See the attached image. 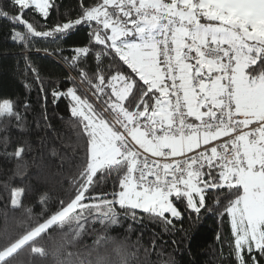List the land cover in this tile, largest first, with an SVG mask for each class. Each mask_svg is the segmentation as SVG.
<instances>
[{"label": "snow or ice", "instance_id": "obj_1", "mask_svg": "<svg viewBox=\"0 0 264 264\" xmlns=\"http://www.w3.org/2000/svg\"><path fill=\"white\" fill-rule=\"evenodd\" d=\"M59 7L56 0H10L0 18L23 29H14L11 40L24 51L25 76L31 68L40 84L45 113L48 95L54 106L65 100L69 110L72 137L62 145L72 157L55 144L48 148L51 157L73 165L75 195L61 208L76 213L85 228L149 220L185 235L176 225L186 214L196 221L212 214L223 230L216 241L227 244L232 264H260L264 0H79L74 17ZM81 29L84 42L63 46ZM39 38L56 47L36 48ZM34 48L60 55L75 72L66 77L70 86L44 88L28 57ZM19 103L0 102L5 159L31 150L27 139L7 134L12 121L24 128ZM30 107L23 103L25 111ZM36 166L51 167L43 157ZM109 181L110 191L101 187ZM141 247L143 258L139 251H116L135 264H152L155 238Z\"/></svg>", "mask_w": 264, "mask_h": 264}, {"label": "trees", "instance_id": "obj_2", "mask_svg": "<svg viewBox=\"0 0 264 264\" xmlns=\"http://www.w3.org/2000/svg\"><path fill=\"white\" fill-rule=\"evenodd\" d=\"M9 3L10 0H0V8L8 10ZM56 3L61 14L74 17L79 0H56ZM56 15L54 10L48 23H53ZM35 18L43 23L38 15ZM14 29L23 30L20 25L0 18V102L4 99L20 102L24 128H17L16 122L12 121L7 134L13 141L17 136L27 139L31 150L20 159H5L0 145V251L62 210L61 201L66 206L75 195L76 187L70 176L73 165L62 163L59 156L51 157L48 152V148L55 144L61 149V155L72 157V149L62 145V142L70 144L72 137L65 125L70 118L66 101L62 99L54 106L51 95H48L45 113L40 84L35 81L31 68L27 69L25 76L24 51L19 43L11 40ZM85 39L86 29H81L70 35L63 46L80 44ZM34 43L39 49L56 47V42L42 38ZM63 55L70 56L71 52L66 50ZM28 57L39 72L45 89L50 91L57 82L62 88L70 86L66 77L75 76V72L66 66L60 55H49L34 48L28 52ZM29 83L32 84L30 90L25 88ZM25 102L31 106L27 111L23 108ZM46 123L51 127H46ZM54 132L58 134L55 139ZM3 135L0 130V137ZM12 150L8 149L9 152ZM76 155L78 157L79 152ZM41 157L51 167H37ZM101 187L110 191L111 181ZM15 193L18 194V203L13 205L11 199ZM176 227L185 229L187 235L185 232H165L163 225L149 220H144L143 224L123 220L121 225L110 226L107 230L100 225L95 229L91 226L85 228L83 222L77 220V214L71 212L66 219L51 224L1 259L0 264H135L131 259L122 258L116 248L122 252L139 251L140 258H143L141 246H149L153 238L156 252L150 257L152 264H167L170 260L175 264H232L227 244L222 247L216 241L217 232L223 230L212 214L202 215L199 221L195 216L190 220L186 214L183 225L177 224ZM105 233L109 239L98 240ZM258 259L264 264V258Z\"/></svg>", "mask_w": 264, "mask_h": 264}, {"label": "rangeland", "instance_id": "obj_3", "mask_svg": "<svg viewBox=\"0 0 264 264\" xmlns=\"http://www.w3.org/2000/svg\"><path fill=\"white\" fill-rule=\"evenodd\" d=\"M11 203L13 205H16L18 203V194H14V196L11 199ZM71 212H68L66 207L59 212L55 213L50 218L46 219L42 223H40L38 226L34 227L31 231L26 233L24 236H22L20 239H18L16 242L11 244L10 246L4 248L0 251V260L7 257L9 254L17 250L23 243L28 241L30 238L36 236L39 232H41L43 229L47 228L53 223L61 222L62 220L66 219L68 215Z\"/></svg>", "mask_w": 264, "mask_h": 264}]
</instances>
